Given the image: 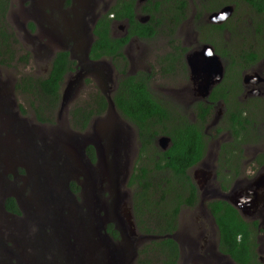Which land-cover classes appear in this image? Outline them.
Masks as SVG:
<instances>
[{"label":"rangeland","instance_id":"1","mask_svg":"<svg viewBox=\"0 0 264 264\" xmlns=\"http://www.w3.org/2000/svg\"><path fill=\"white\" fill-rule=\"evenodd\" d=\"M11 1L6 23L16 39L15 59L9 66L0 65V264H108L109 257L110 264H139L138 250L149 236L136 229L134 233L125 230L114 240L105 232L106 224L114 223L110 219L117 213L125 223L131 211L133 189L127 186V180L138 156L136 128L110 103L106 112L93 117L83 131L74 129L70 118V111L90 101L97 91L111 101L119 75L108 58L92 62L87 51L94 39L96 20L115 0H79V7H73V0H63L61 7H40V0H36L35 7L29 0ZM184 1L185 16L173 34H166L165 26L152 39L133 38L125 54L130 72L154 71L149 85L159 101L193 121L195 105L206 99L207 87L202 94L192 90L190 80L201 87L203 74L192 73L189 65L186 71L180 67L171 75H160L158 61L170 50V39L186 49L184 58L182 55L186 63L189 56L210 45L225 73L228 58L221 57L215 48L221 46L227 53L240 47L260 48L264 46V32L252 35L256 16L241 9V5L223 19L228 21L221 32H210L208 36V25L213 24L210 14L224 6L213 10L218 0ZM137 19L147 17L139 12ZM234 23L237 27L230 31L228 27ZM111 25L112 36L123 35L127 28L123 22ZM236 33L243 35L235 38ZM62 49L69 50L76 69L65 77L61 88L65 102L50 114L53 122H39L30 98L14 86L22 76L45 77L55 52ZM239 75L238 104L246 110L244 117L255 121L244 138L241 135V158L234 157L230 163L239 170L237 182H232L237 186L261 176L264 181V163L257 165L255 161L258 154L264 153V120L259 109L264 106V83H255L257 75L264 76V55ZM75 78L69 90V82ZM217 104L204 126L205 156L188 169L197 187V200L193 206L182 205L179 210L177 230L172 235L180 246L178 264H234L218 254L217 229L206 208L208 201L220 198L210 193L216 189L212 173L219 155L225 147L230 148L233 138L224 117L225 106ZM87 145L94 149L93 163L85 153ZM203 178L207 181L201 182ZM256 193L260 196L264 192ZM9 196L15 198L19 216L6 212L4 200ZM222 197L233 200L245 220L257 219L263 228L264 211L260 214L240 203L241 195L236 191ZM256 241L257 256L264 264L262 231ZM120 256L125 258L118 262Z\"/></svg>","mask_w":264,"mask_h":264},{"label":"trees","instance_id":"2","mask_svg":"<svg viewBox=\"0 0 264 264\" xmlns=\"http://www.w3.org/2000/svg\"><path fill=\"white\" fill-rule=\"evenodd\" d=\"M165 1L157 0L155 5L158 7H142L141 12L148 16V20L141 21L136 18L133 0H115L110 9L96 20L93 27L94 39L87 53L90 60L101 58L111 60L119 74L116 87L111 93L113 106L136 128L139 142L138 156L128 177L127 186L133 189L131 209L136 231L150 238L138 250L139 264H178L180 249L172 235L177 230L181 206H193L197 200V187L188 175V169L196 165L205 155L204 125L213 109L210 103H196L195 119L191 121L179 111L174 113L173 108L168 107L152 94L149 84L154 77V71L128 70L129 60L124 48L130 37L137 36L141 40L152 39L165 26L164 32L171 35L184 18L186 5L184 0H174L169 7H159L163 4L165 6ZM216 1L212 0V2ZM9 2L10 0H0L1 66H9L15 59L13 42H16V39L6 23ZM218 3L211 9L230 5L233 11H237L243 5L241 9L249 10L256 16L252 35L259 36L264 32V0H218ZM125 19L126 34L110 36L111 23ZM226 21L209 24L206 35L209 36L210 32L212 34L221 32L226 26ZM29 26L33 28L31 23ZM236 27L234 23L228 28L231 31ZM238 29L242 30V28ZM242 35L236 33L234 37L239 38ZM170 46L172 50L162 55L158 61L160 75H167L177 68L184 67L182 55L186 49L174 43L172 39ZM220 47L215 48L216 52L229 60L226 58L227 66L222 83L217 87L221 88V92L217 94L219 91L216 92L217 88H215L209 100L214 103L216 99L222 98L224 102V117L233 138L229 142L230 148L225 147L224 153L219 155L218 160L220 165L230 167L234 157L241 158L242 138L255 121L253 118L244 117L243 111L246 110L238 104L240 87L238 77L241 70L249 68L264 55V46L240 47L230 53ZM74 64L68 51L59 50L55 52L45 77L22 76L15 83V90L30 98L34 116L39 122H53L50 114L60 104L62 83L66 75L75 70ZM91 97L90 101L75 106L70 111L72 127L78 131L85 130L93 117L105 113L108 108L106 97L100 91L95 92ZM259 109L264 120V106H260ZM161 136L169 139L165 149L157 145ZM262 138L264 139V133ZM85 153L91 163L95 162L94 149L91 145L86 146ZM256 162L264 163V153L257 157ZM234 169V175H237V168ZM4 208L15 213L19 212V207L11 197L5 199ZM206 208L217 228L219 250L228 255L235 264H261L256 253L258 247L256 231L259 222L245 220L239 211L225 200L208 201ZM106 230L113 239L119 238L118 232L111 223L107 224Z\"/></svg>","mask_w":264,"mask_h":264},{"label":"flooded vegetation","instance_id":"3","mask_svg":"<svg viewBox=\"0 0 264 264\" xmlns=\"http://www.w3.org/2000/svg\"><path fill=\"white\" fill-rule=\"evenodd\" d=\"M86 1H88V0H86ZM90 1H93V0H90ZM89 1V2H90ZM29 2H30V4H31V6H33V7H35L36 6V0H29ZM62 2H63V0H40V7H61L62 6ZM115 2V1H114ZM156 2H157V0H133V7H138L137 8V10H138V12H136V18H137V15L139 14V12L140 13H142L141 12V8L142 7H158V6H156L155 4H156ZM173 2H174V0H166L165 1V6H164V4L163 5H160L159 7H169V5L170 4H173ZM73 3H74V5H73V7H79V6H81V4H80V2H79V0H73ZM10 7H12V1L10 0V2H9V7H8V10H7V13H8V11H9V9H10ZM185 7H187V3H186V5H185ZM30 8H32V7H30ZM110 9V8H109ZM7 13H6V15H7ZM145 15V14H144ZM147 17V20H148V16H146ZM140 20H142V19H140ZM144 21H146V19L144 20ZM114 22V21H113ZM117 22V21H116ZM126 23V25H127V22H126V19L125 20H123V21H120V23ZM213 23V22H212ZM213 24H216V23H213ZM75 26H76V24H75ZM111 28H112V25L110 26V36H112V34H111ZM126 34V29H125V33L123 34V35H125ZM122 36V35H121ZM112 37H116V36H112ZM155 37V36H154ZM153 37V38H154ZM133 38H135V39H139V40H141L140 38H138L137 36H132V37H130V39L128 40V42H127V44H126V46H125V48H124V52H125V49H126V47L131 43V40L133 39ZM169 47H170V50L169 51H171L172 49H171V46L169 45ZM63 50H66V49H63ZM127 50V49H126ZM66 51H68V53H69V56H70V59L71 60H73L74 62H75V60L71 57V53L69 52V50H66ZM186 53V52H185ZM185 53H183V58H184V55H185ZM90 60V59H89ZM100 60H102V58L101 59H98V60H90V61H92V62H97V61H100ZM183 63H184V70L186 71V69L188 68V62L186 63V61H184L183 60ZM76 62H75V64H74V67H75V69H76ZM112 65V64H111ZM112 67L114 68V66L112 65ZM115 70V69H114ZM183 70V71H184ZM115 72H116V70H115ZM70 73V72H69ZM68 73V74H69ZM117 73V72H116ZM174 73V71L173 72H170L168 75H171V74H173ZM118 74V73H117ZM203 74V73H202ZM119 75V74H118ZM201 77V79H202V82H203V85L204 84H206L205 86H201V87H199L197 84H195V82H194V80H193V82L190 80V83H191V86H192V90L193 91H197V93H199V94H202V90L204 91V90H206V87H207V92H206V94L205 95H207L206 96V99H202V100H200V101H197V103H203V104H208V103H210V104H212V107L214 108L216 105H218L217 103H221L223 106H224V102H223V100H222V98H218V99H216L215 100V102L214 103H212L210 100H209V97H210V95H211V93L213 92V90L215 89V88H217L218 87V85L219 84H221L222 83V79H223V75H222V78H221V80L219 81V82H214L215 80V78L214 77H211V75H204L203 74V76H200ZM257 77V79H256V81H255V83H264V76H260V75H257L256 76ZM189 79H191L190 77H189ZM245 81H246V79H244ZM251 81V80H250ZM254 81H252V83H253ZM210 83V84H209ZM210 88V89H209ZM219 91V92H218ZM216 92H218L217 94H219L220 92H221V88H217V90H216ZM257 92H258V90H257ZM1 101H3V100H0V102ZM36 119V118H35ZM260 154H263V153H260ZM205 156V155H204ZM259 156V154L256 156V158ZM255 158V159H256ZM202 160V159H201ZM200 160V161H201ZM218 160V159H217ZM256 164H257V162H256ZM258 165V164H257ZM264 165V164H263ZM230 166V165H229ZM261 166V165H260ZM238 171L239 170H237V173H238ZM234 172H235V169H234V167H225V166H222V165H220L219 164V162H218V164H216V167L213 169V173H212V175H213V181L216 183V189L214 190V191H210V193L211 194H218L219 196H220V198H215V199H221V200H226V198H223L222 196H225L227 193H229V192H233V191H236L239 195H241V200H240V203H245V205L247 206V207H249V208H255V209H253L255 212H258V213H262L263 211H264V181H263V179H262V176L261 177H258L255 181H253V182H251V183H247V182H245L244 184H241V185H239V186H237V185H234V184H232V182H237V180H236V178H238V175L239 174H237V175H234ZM205 181H207V180H205V178H203L202 180H201V182H205ZM223 182H226L227 184H224ZM230 183V185L228 186V184ZM232 185V186H231ZM228 187V188H227ZM230 187H231V189H230ZM230 189V190H229ZM229 190V191H228ZM227 191V192H226ZM256 192H260V193H263L262 195H260V196H258V194L256 193ZM9 197H11V198H13L14 200H15V198L14 197H12V196H9ZM6 198H8V197H6ZM5 198V199H6ZM213 200V199H212ZM5 201V200H4ZM231 201H233V200H231ZM15 202H16V200H15ZM233 203V202H232ZM17 204V203H16ZM18 206V205H17ZM6 210V209H5ZM208 210V209H207ZM6 212H8L9 214H11V215H16V216H19L20 215V210H19V212L17 213H15V212H12V211H8V210H6ZM208 213H209V211H207ZM210 214V213H209ZM211 215V214H210ZM211 218H212V216H211ZM253 220H255V219H253ZM212 221H213V223H214V225H215V222H214V220H213V218H212ZM251 221V220H250ZM215 227H216V225H215ZM217 229V228H216ZM260 230L263 232V234H264V226H263V228L261 229L260 228V226H259V228L257 229V233H256V235H258L259 233H260ZM217 244H216V249H217V252H218V254L219 255H221V256H223V257H226L229 261H232L231 259H230V257L228 256V255H226V254H223L220 250H219V248H218V236H217ZM23 243V242H22ZM179 245V244H178ZM179 249H180V246H179ZM257 250H258V247L256 248ZM24 250V249H23ZM26 252H28L27 250L25 251V253ZM29 254H33V253H29ZM260 259V258H259ZM6 262V261H5ZM233 262V261H232ZM234 263V262H233ZM235 264V263H234Z\"/></svg>","mask_w":264,"mask_h":264},{"label":"water","instance_id":"4","mask_svg":"<svg viewBox=\"0 0 264 264\" xmlns=\"http://www.w3.org/2000/svg\"><path fill=\"white\" fill-rule=\"evenodd\" d=\"M232 11H233V7L230 5H226L222 7L221 9H219L218 11L212 12L209 18L211 21H213V23L219 24V22L224 21L223 19L226 16L229 17ZM141 21H144V20H141ZM188 59H189L188 64L191 68L192 73L196 74L200 72L206 76L211 75V77L215 78L214 82H219L221 80L222 75H223V66L220 61V58L218 57V55L214 53V50L210 45H205L200 52H197V55L189 56ZM191 59H193V62H191L192 61ZM195 64H196V67H193ZM75 83H76V78L73 79V81L69 82L68 89L70 90L73 84ZM205 85L206 84H204L203 86ZM67 90L64 91V94L66 93ZM64 102H65L64 99L61 98L60 105H62ZM109 103L111 106H113L112 101L108 102V105ZM158 142L159 143L163 142V145L161 147L165 149L168 146L169 139L163 136L158 139ZM120 218L121 216L117 213V216L110 219L111 221L114 222V223L110 222L113 224L114 229L117 230L118 233L120 232V234H122L125 230H128L131 233H134L135 226H134V221L132 219L131 211H130V214H126L125 223H123ZM124 258L125 256H120L118 259V262H120L121 260H124ZM108 264H110V257L108 258Z\"/></svg>","mask_w":264,"mask_h":264},{"label":"clouds","instance_id":"5","mask_svg":"<svg viewBox=\"0 0 264 264\" xmlns=\"http://www.w3.org/2000/svg\"><path fill=\"white\" fill-rule=\"evenodd\" d=\"M216 24H218V23H216ZM88 49H89V47H88ZM63 50V49H62ZM214 50V49H213ZM59 51V50H58ZM87 53H88V51H87ZM125 53V52H124ZM215 53V52H214ZM87 58H88V56H87ZM109 59V58H108ZM110 60V59H109ZM110 63L112 64V62H111V60H110ZM223 74H224V72H223ZM65 80V79H64ZM63 84V83H62ZM62 88V87H61ZM104 95V94H103ZM105 96V95H104ZM106 97V96H105ZM107 100V99H106ZM112 101V100H111ZM109 106V105H108ZM114 107V106H113ZM116 110V109H115ZM209 118V117H208ZM207 118V119H208ZM206 124V123H205ZM205 126V125H204ZM161 137H163V136H161ZM160 138V137H159ZM158 138V139H159ZM157 145L159 146V142L157 141ZM162 148V147H161ZM86 149V148H85ZM163 149V148H162ZM259 155H261V154H259ZM204 157V156H203ZM257 159V158H256ZM256 159H255V161H256ZM258 163V162H257ZM260 164H263V163H260ZM214 200V199H213ZM211 201V200H210ZM225 201H227L228 203H230L232 206H234L238 211H239V213L241 214V212H240V210H239V208L236 206V204H234V203H232L230 200H225ZM207 204V203H206ZM132 207V206H131ZM131 214H132V209H131ZM241 216H242V214H241ZM243 217V216H242ZM132 219H133V217H132ZM255 220H257V219H255ZM134 221V220H133ZM259 222V221H258ZM108 223H110V222H108ZM107 223V224H108ZM107 224H106V226H107ZM112 224V223H111ZM113 225V224H112ZM106 226H105V231H107L106 230ZM113 228H114V226H113ZM135 229H136V227H135ZM262 229V228H261ZM117 231V230H116ZM118 232V231H117ZM260 232H261V230H260ZM118 235H119V233H118ZM115 240V239H114ZM258 244V243H257ZM256 251H257V249H256Z\"/></svg>","mask_w":264,"mask_h":264}]
</instances>
